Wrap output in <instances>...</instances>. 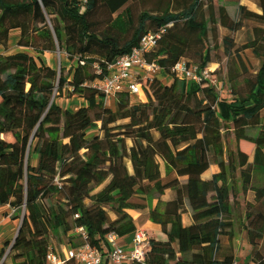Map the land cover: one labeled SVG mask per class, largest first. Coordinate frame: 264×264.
Masks as SVG:
<instances>
[{
	"label": "trees",
	"instance_id": "16d2710c",
	"mask_svg": "<svg viewBox=\"0 0 264 264\" xmlns=\"http://www.w3.org/2000/svg\"><path fill=\"white\" fill-rule=\"evenodd\" d=\"M129 1L0 0V47L6 50L11 33L19 31L16 45L35 54H0V206H13L11 219L21 223L14 243L0 250V264H46L48 249L57 252L50 244L52 233L68 236L76 226H84L90 246L104 252L108 233L130 236L144 222L165 236L149 238L147 264H237L229 229L231 190L222 157L221 130L226 124L238 143L245 142L239 144L247 165L242 188L253 191L242 224L251 247L245 264H264V27L245 32L256 66L246 87L240 78H229L232 100H222L207 84L154 79L142 84L146 103H133L129 94L119 93L111 108L90 83L102 78L107 66L148 32L163 29L148 60L159 63L168 75L180 58L201 68L211 64L210 48L202 47L208 33L199 13L203 0H165L158 10L140 13L124 44L100 35L103 21L91 20L94 11L104 5L116 14ZM252 1L264 7V0ZM238 11L246 14L242 5ZM240 26L238 21L227 27V55L232 54ZM57 51L72 63L68 68L57 70L44 62L45 53ZM65 86L68 98L85 100L86 105L63 112L56 99ZM61 126L62 138L69 141L62 153ZM94 128L100 135L89 139ZM193 132L200 136L199 145L192 143ZM186 154L191 159L181 181L170 163ZM24 161L25 175L20 177ZM212 166L218 172L205 177ZM167 191L173 197L165 201ZM207 196L213 198L214 210L186 225L183 214L189 203ZM130 211L139 215L135 218Z\"/></svg>",
	"mask_w": 264,
	"mask_h": 264
},
{
	"label": "rangeland",
	"instance_id": "374dc122",
	"mask_svg": "<svg viewBox=\"0 0 264 264\" xmlns=\"http://www.w3.org/2000/svg\"><path fill=\"white\" fill-rule=\"evenodd\" d=\"M165 0H130L126 6L121 9L116 14H111L104 5H100L95 11L92 21L97 22L98 20L103 21V25L99 31L100 35H109L117 40L121 44L126 43L130 40L133 28L137 23V19L140 13H146L158 10L159 6L162 5ZM238 5H242L246 9V14L241 16L238 11ZM101 8V9H100ZM124 9L128 11L123 14ZM98 13V14H97ZM200 17L208 24L207 37L202 40V47L207 49L210 48L211 64L210 67L217 69V80L219 84V94L222 100L230 101L232 98L229 95V84L230 77L240 78L242 84L246 87L245 81L249 79L255 70L256 61L252 57L246 40L245 32L254 30L256 27H264V7L258 8L252 0H203L202 7L200 9ZM128 17H130L131 25L128 23ZM240 22L241 26L239 31L234 35L235 46L232 50L231 55L226 54V46L224 45V39L228 33V26L232 25L234 22ZM192 37V36H191ZM14 38V37H13ZM9 44L8 48L4 50L0 47V54H13L19 51H26L29 54L35 56L34 53L19 48L16 45V41L13 40ZM44 62L52 68L57 70L61 66L68 68L72 63L68 61L66 55L57 51L54 54L45 53L43 55ZM65 76L68 78L67 72L65 71ZM160 79L163 83H170V75L163 72L160 75ZM38 85H44L42 82H38ZM68 86H65L63 92L57 97L56 103L62 107L63 112H74L78 108L85 106L86 102L82 99L68 98L67 97ZM133 103L144 102L146 103L145 95L133 96ZM105 105L107 107H114L113 98H108L105 100ZM65 116H62V120ZM59 152L62 153L66 150L69 145L67 139L62 138L63 127L59 129ZM100 135L98 129L94 128L88 132V138L91 139L94 136ZM147 136L151 133L147 132ZM221 138L223 142V162L225 165V171L227 174L228 186L231 190V213L233 219L232 229V246L234 251L240 257L237 258L238 264H245V251L249 245L247 242V234L242 228L244 222V214L247 208V203L250 202L252 198V190L244 192L242 186V171L247 170V165L244 164V154L240 151L239 144H245V142H240L235 138L232 126L226 124L222 127ZM200 136L193 132L192 143L193 145H199ZM127 145L129 150L132 152V143L127 140ZM74 146L76 149L82 151L81 146L77 141H74ZM28 149L25 150L24 158L25 161L28 157ZM190 154H186L182 157H173L170 163L171 168L174 170L176 176L179 180H184L187 172V164L190 161ZM25 161L19 166L20 177L25 175ZM31 162L36 163L35 156L31 157ZM161 170L164 174L165 164L160 160ZM218 172L216 166H212L210 170L205 174V177L211 175V173ZM105 182L97 191H101L106 185ZM173 197V192L167 191L162 197L163 200L167 201ZM11 209V208H10ZM14 209V208H13ZM214 210V200L211 196H207L204 199L191 201L188 205V210L183 214V220L185 224H191L195 219L206 215ZM11 215L14 213L12 209L10 210ZM64 212L66 218L71 222V215L69 210L64 207ZM130 213L136 217L135 211H130ZM20 223V220H13ZM140 227H144L149 231V235L152 238L159 239L161 237L160 232L155 229L148 222H144ZM17 234L14 239L9 242V248L16 240ZM72 241L68 236L63 235L61 231L53 232L50 237V244L57 252L64 251V246L67 242ZM243 258V259H242Z\"/></svg>",
	"mask_w": 264,
	"mask_h": 264
},
{
	"label": "built area",
	"instance_id": "2783aa9c",
	"mask_svg": "<svg viewBox=\"0 0 264 264\" xmlns=\"http://www.w3.org/2000/svg\"><path fill=\"white\" fill-rule=\"evenodd\" d=\"M162 35L163 29L143 35L136 47L111 62L106 68V74L91 82L90 86L103 93L108 100L119 93H127L131 97L141 96L144 94L142 84L146 80L157 79L162 82L160 75L164 72L163 67L156 61L148 60ZM95 69L101 74L102 71L97 65ZM216 74V68H201L186 58L178 59L170 69V78L198 86L207 84L219 92ZM78 217V214L74 215V219ZM68 237L72 241L64 246V251L58 254L51 247L48 249L46 264H147L151 236L144 227H137L133 233L129 251L119 244L120 237L113 232L105 236L104 252L90 246L88 232L84 226L74 227ZM78 242L80 244L76 245Z\"/></svg>",
	"mask_w": 264,
	"mask_h": 264
},
{
	"label": "crops",
	"instance_id": "0c3cea01",
	"mask_svg": "<svg viewBox=\"0 0 264 264\" xmlns=\"http://www.w3.org/2000/svg\"><path fill=\"white\" fill-rule=\"evenodd\" d=\"M18 37H19V31H13L11 33L10 43L12 41V38H13V40L17 41ZM113 100H114V98H113ZM10 208L12 209V212H13L14 209H13V206H11V205L0 206V250L2 248L9 246V242H11L14 239L15 235L17 234L18 227L20 225L19 222L16 223V221H13L11 219V213H10L11 209ZM136 214H137L136 215V217H137L139 215V213H136ZM186 225H190V224H186ZM159 239L163 240V239H165V236L161 234V237ZM132 240H133V234L130 236H126V237H120L119 238V244L122 245L126 250L129 251L132 247ZM250 251H251V247L248 245L243 258L248 256ZM238 257H240V255H237V258ZM238 263L239 262H237V264Z\"/></svg>",
	"mask_w": 264,
	"mask_h": 264
},
{
	"label": "water",
	"instance_id": "95a60500",
	"mask_svg": "<svg viewBox=\"0 0 264 264\" xmlns=\"http://www.w3.org/2000/svg\"><path fill=\"white\" fill-rule=\"evenodd\" d=\"M20 226H21V223H20V225H19V227H18V231H17V234H18V232H19V230H20Z\"/></svg>",
	"mask_w": 264,
	"mask_h": 264
}]
</instances>
